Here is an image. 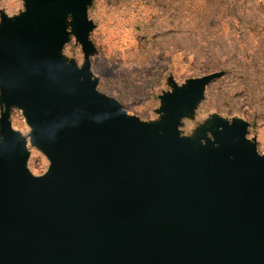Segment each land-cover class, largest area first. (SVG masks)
Wrapping results in <instances>:
<instances>
[{
    "label": "water",
    "instance_id": "water-1",
    "mask_svg": "<svg viewBox=\"0 0 264 264\" xmlns=\"http://www.w3.org/2000/svg\"><path fill=\"white\" fill-rule=\"evenodd\" d=\"M93 0H24L0 12V264H264V153L249 123L213 116L194 136L212 72L129 114L91 69ZM71 35L82 65L63 54ZM31 142L49 159L28 167Z\"/></svg>",
    "mask_w": 264,
    "mask_h": 264
},
{
    "label": "rangeland",
    "instance_id": "rangeland-1",
    "mask_svg": "<svg viewBox=\"0 0 264 264\" xmlns=\"http://www.w3.org/2000/svg\"><path fill=\"white\" fill-rule=\"evenodd\" d=\"M24 8V0H0V12L9 16ZM88 17L94 22L90 60L98 89L129 114L157 120L161 95L173 83L221 72L182 119V134L194 136L213 116L240 118L264 153V0H93ZM63 54L78 65L84 61L74 35ZM10 120L16 130L31 134L21 109L12 107ZM27 148L30 170L45 173L49 159L31 135Z\"/></svg>",
    "mask_w": 264,
    "mask_h": 264
},
{
    "label": "bare ground",
    "instance_id": "bare-ground-1",
    "mask_svg": "<svg viewBox=\"0 0 264 264\" xmlns=\"http://www.w3.org/2000/svg\"><path fill=\"white\" fill-rule=\"evenodd\" d=\"M24 129V128H23ZM20 131V130H19ZM20 133H21V135L26 139V142L29 140V134H24V133H22L21 131H20ZM29 133V132H28Z\"/></svg>",
    "mask_w": 264,
    "mask_h": 264
}]
</instances>
